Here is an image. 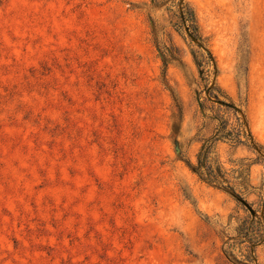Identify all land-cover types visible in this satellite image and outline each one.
I'll return each instance as SVG.
<instances>
[{
    "label": "rangeland",
    "instance_id": "1",
    "mask_svg": "<svg viewBox=\"0 0 264 264\" xmlns=\"http://www.w3.org/2000/svg\"><path fill=\"white\" fill-rule=\"evenodd\" d=\"M180 1L0 0V264H264V0Z\"/></svg>",
    "mask_w": 264,
    "mask_h": 264
},
{
    "label": "trees",
    "instance_id": "2",
    "mask_svg": "<svg viewBox=\"0 0 264 264\" xmlns=\"http://www.w3.org/2000/svg\"><path fill=\"white\" fill-rule=\"evenodd\" d=\"M175 3L180 7V10L178 11L179 24H177V26L179 25V28L185 29L192 40H196V41L203 43L201 36L197 32L198 27L195 21V16L193 14V11L185 3H183L180 0H176ZM200 47H202V49L204 48L203 46H200ZM212 61H213V58L211 57V54L205 53L203 51H200V53H198V55L195 56V62L199 69L207 68V66ZM215 91L216 90L214 89L213 90L208 89V92L210 93L212 98H214L216 101L220 102L222 105L226 107H229V108L234 107V105H232L231 103L220 101L219 97L215 95ZM223 134L224 135L220 136L221 138H225V136H227L228 133L227 131H224ZM239 142L241 143V141ZM247 146L251 147L250 145H247ZM259 148L260 150H262L261 146H259ZM184 162L187 168L193 174H195L199 178L200 181L210 186H215V187L229 190L235 193L237 188L240 187L241 185L242 188H240V191H239L240 195H237V196L243 203H245L244 199L241 196H243L247 192V187L249 185V182L244 180L238 183L237 185L234 183H231L232 181H230V174L224 169V167L221 165V163L216 158L211 156L210 151H205L204 153H202L198 157V160L195 164L187 160H185ZM236 172L240 175V178H241L243 176L244 170L241 169V170H237Z\"/></svg>",
    "mask_w": 264,
    "mask_h": 264
}]
</instances>
